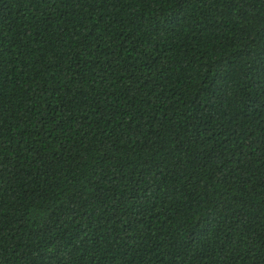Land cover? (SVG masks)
<instances>
[{
    "label": "trees",
    "instance_id": "1",
    "mask_svg": "<svg viewBox=\"0 0 264 264\" xmlns=\"http://www.w3.org/2000/svg\"><path fill=\"white\" fill-rule=\"evenodd\" d=\"M0 264H264V0H0Z\"/></svg>",
    "mask_w": 264,
    "mask_h": 264
}]
</instances>
